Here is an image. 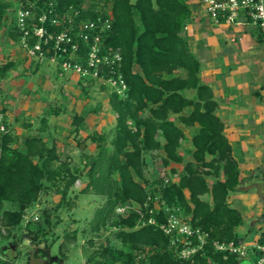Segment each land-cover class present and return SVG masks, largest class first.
Listing matches in <instances>:
<instances>
[{
	"label": "trees",
	"instance_id": "1",
	"mask_svg": "<svg viewBox=\"0 0 264 264\" xmlns=\"http://www.w3.org/2000/svg\"><path fill=\"white\" fill-rule=\"evenodd\" d=\"M83 1L53 0L58 10L78 7L77 18L82 19L106 14L109 8L111 24L105 42L120 52V71L127 85L120 95L100 83L101 89L108 90L114 126L110 133L94 129L86 136L95 143V151L83 154L81 167L71 165L58 154L54 142L48 144L44 139L45 116L39 119L37 133L26 134L21 141L10 129L0 134V229H6L4 235L8 236L12 228H19L26 209L35 205L41 192L53 188L60 196L56 206L43 207L40 219H28L24 225L38 242L51 226L52 211L63 202L70 204L71 186L85 175L80 192L103 199L94 210L91 229L114 227V238L119 240L117 246L108 240L98 243L87 255V264H241L243 258L213 245V241H238L235 227L242 216L229 205L227 196L239 182V168L223 134V122L215 114L212 90L200 80L199 60L182 33L189 12L187 1L89 0L81 7ZM12 5L10 0H0V30L18 41ZM13 67L12 59L0 63V80ZM85 80L89 84L96 81L92 77ZM85 88L82 86L83 92ZM189 88L194 90L192 97L184 94ZM92 110L97 112L99 107ZM0 112L5 114V108L0 107ZM195 122L192 148L187 149L190 159L184 161L179 152L185 138L180 124L193 126ZM71 124L77 131L84 125V117L74 113ZM148 152H155L159 160L152 179L145 175ZM181 162L182 170L172 180L175 169L170 163ZM208 177L212 178L210 184ZM204 194L209 198L202 197ZM5 201L11 207L5 208ZM117 206H125L124 212H117ZM165 207H177L184 220L208 233L202 248L188 258L177 255L171 236L160 227L166 219ZM149 217L154 222H148ZM256 242L264 244V231ZM49 251V243L35 249L42 255ZM252 254L254 258L257 253ZM0 264L10 263L0 258Z\"/></svg>",
	"mask_w": 264,
	"mask_h": 264
},
{
	"label": "crops",
	"instance_id": "2",
	"mask_svg": "<svg viewBox=\"0 0 264 264\" xmlns=\"http://www.w3.org/2000/svg\"><path fill=\"white\" fill-rule=\"evenodd\" d=\"M186 1L189 6V12L185 19L182 33L188 40L191 52L202 51V54L198 52V56L194 54L200 64L199 77L212 90L213 99L216 101L215 114L223 122V134L231 145V153L238 163L239 182L235 189L228 193L227 202L241 213L242 222L238 226L243 225L254 216L261 215V222L254 218V221H256L254 226L257 229H261L264 224V215L261 211L262 205L264 206V30L257 26L248 28L247 25L249 23L216 24L209 18L204 9L199 6L197 0ZM3 33L6 34L1 30L0 38L4 36ZM6 37L7 40L4 42H1L0 39V63L10 59L15 61V67L7 71L6 77L14 71L15 74L17 73L21 76L22 81L19 84L24 85L27 81L23 77H32L34 74H40L41 71L44 72L46 70L45 65L48 64L45 60L37 61L36 59L27 58L18 44L19 48L13 44L11 45V42L17 43V41L12 40L7 34ZM227 39L232 44L236 43V41L240 43L226 47L225 42ZM210 48H213L212 53ZM43 72L41 74H44ZM3 78L0 80V84L3 82ZM77 80L79 81V79ZM189 90L193 89H184V94L192 97L194 94H186V91L191 92ZM11 93L15 94L12 91ZM39 103L41 104L39 105ZM42 103L45 102H34L35 106H40V108L43 107ZM0 107L5 108V115L8 113L11 115V120L9 121L10 132L16 135L19 141L24 135L32 134V132H26V130L25 132L18 130L12 122L13 120L19 121L18 116L20 115L19 113L23 112L22 110L18 109L19 111H15L12 105L2 101L1 98ZM38 112L40 110L37 111L35 109L34 112H29V114L32 113L31 116L34 114L40 117L45 116L49 126L48 116L46 114L39 115ZM74 113L84 117V125L77 131L74 130L71 124ZM183 113L187 114L188 108L184 109ZM56 115L67 122L63 127H60L63 131H67V140L60 142V144L70 145V148L75 147L79 151L82 162H84L83 154H93V149L95 150V143L86 138V136L94 129L98 131L99 129L88 123L89 116L83 111L69 109V111L64 112V110H61ZM31 122L32 120H25L22 126L26 129L30 128L34 126V123ZM25 123L30 125L26 126ZM180 125L183 127L185 138L181 141L179 152L185 161L190 159L187 149L192 148L190 138L197 127V123L195 122L193 126ZM48 126L42 132L44 139L49 137L54 139L49 133ZM88 141L93 147L90 148L91 150L86 151L85 147ZM55 145L58 154L62 155V148L57 144ZM64 157L72 163L69 153L64 154ZM170 166L175 169V172H172L170 177L172 180H176L182 170L183 162L170 163ZM84 176L82 175L76 181H82L81 178ZM207 181L210 184L212 178L208 177ZM82 183L84 186L86 181H82ZM185 192L187 193V190ZM204 195L206 196L204 197ZM204 195L202 197L209 198L207 194ZM259 202H262L261 207L258 205ZM238 226L235 227L236 234ZM261 232L263 231L259 230V233ZM256 239L253 242H256ZM237 242H240L239 239ZM244 258L241 264H251L253 254L250 253Z\"/></svg>",
	"mask_w": 264,
	"mask_h": 264
},
{
	"label": "rangeland",
	"instance_id": "3",
	"mask_svg": "<svg viewBox=\"0 0 264 264\" xmlns=\"http://www.w3.org/2000/svg\"><path fill=\"white\" fill-rule=\"evenodd\" d=\"M10 1L11 3L15 2L14 0ZM88 2L89 0H84L82 4L86 6ZM10 12L13 13V5L10 8ZM247 27L253 28L254 26L248 24ZM4 36L0 38L1 42L7 40L6 34H4ZM225 43L226 47H230L240 42L236 41V43L232 44L227 39ZM12 44L19 48L17 45L18 43L11 42V45ZM212 49L213 48H210L211 53ZM21 51L25 53L22 48ZM193 52L197 56L199 54L198 52L202 54V51ZM45 61L48 64L45 65L46 70H44V72L41 71L40 74L36 73L32 77H23V79L27 81L24 85L19 84L22 81L21 76L17 73L15 74L14 71L8 74L7 77L5 76L3 82L0 84V98L2 101L12 105L15 111H19L18 109L23 111L19 113V121H12L18 130L24 132L26 130V132H32V134L37 132L40 116L35 114L31 116L32 113L29 114V112H34L36 109L37 111L40 110V112H38L39 115L46 114L49 120V126L47 125L49 133L54 137V139L50 137L46 139L47 143L51 144L54 142L57 144L62 148V157H64V154L69 153V156L72 158L71 165L81 167L83 162L78 153L79 151L76 150L75 147L70 148V145L60 144V142L67 140V131H63V129L60 128L67 124V122L57 117L56 114L60 113L61 110L67 112L69 109L83 111L89 116L88 123L90 125L96 127L99 131L110 133L114 126V113L111 111L107 102L108 90L101 89L100 82L97 80L90 84L86 83V80L83 78L81 81H78L77 79H80L78 74L61 70L56 61ZM42 72L44 74H41ZM85 85L87 86V88L84 89L86 92H83L82 86L84 87ZM11 91L15 92V94H12ZM189 91L191 92L186 91L187 95L194 94L193 90ZM36 101H43L45 103H42L43 107L40 108V106H35L34 102ZM40 104L41 103H39V105ZM93 107H99V110L94 112L92 110ZM4 116L9 123L11 115L8 113L6 115L4 114ZM25 120H32L31 123H34V126L27 129L24 128L22 123ZM89 141L87 145L85 144L86 151L91 150L90 148L93 147L91 144L92 142L90 141V143ZM93 151L95 150L93 149ZM145 158L147 161L145 175L149 179H152L156 174V167L159 166V160L155 157V152L146 153ZM86 179L85 176L81 178L83 182H85ZM82 181H76L73 186H71L68 193L70 204L63 202L55 211H52L51 226L48 228L49 230H46V234L41 236L38 242L31 238V232L29 233L26 231L24 225L28 219L36 220L34 218L35 215L40 219L43 207L53 208L56 206L60 196L53 188L41 192L35 205L26 209L19 228H12L8 236L4 235L6 229L1 228V260H7L10 264H87V255L97 248L98 243H104L108 240V242L113 245H119V240L114 238L113 235V231L115 230L114 227L101 228L96 231L91 229V218L94 210L102 203L103 199L92 192H80V188L83 186ZM205 196L206 195H204V197ZM258 205L261 207L262 202H259ZM4 207H11V203L5 201ZM261 211L264 215L263 205ZM254 218H257L259 222L262 221L261 215H257L250 218L253 221L248 219L243 225L236 228L238 239L243 244L252 243L253 240L260 235L259 230L264 231V224L261 229H257L254 226L256 222ZM89 239H92V244L89 243ZM48 243L50 244V251L48 254H36L35 249L37 247H43Z\"/></svg>",
	"mask_w": 264,
	"mask_h": 264
},
{
	"label": "built area",
	"instance_id": "4",
	"mask_svg": "<svg viewBox=\"0 0 264 264\" xmlns=\"http://www.w3.org/2000/svg\"><path fill=\"white\" fill-rule=\"evenodd\" d=\"M14 1L15 26L19 32L17 43L29 59L56 61L61 70L74 72L81 79L95 78L120 95H124L127 85L120 71L121 54L105 42L111 24L108 7L106 14L82 19L77 18L80 11L73 5L58 10L53 0ZM197 2L216 24L249 23L264 30V0H197ZM50 27L59 29L55 31ZM9 129V123L0 112V134L8 132ZM159 204L155 198L154 207L158 208ZM124 209L125 206L115 208L121 213ZM164 210L166 219L160 227L171 236V243L177 249V255L188 258L201 249L207 241L208 233L184 220L179 215L177 207H165ZM147 221L154 222V218L149 217ZM213 245L215 249L235 254L238 258L256 252L251 264H264V244L258 242L243 244L229 240L213 241Z\"/></svg>",
	"mask_w": 264,
	"mask_h": 264
}]
</instances>
